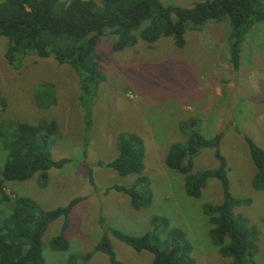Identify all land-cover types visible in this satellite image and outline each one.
I'll return each mask as SVG.
<instances>
[{"label":"rangeland","instance_id":"374dc122","mask_svg":"<svg viewBox=\"0 0 264 264\" xmlns=\"http://www.w3.org/2000/svg\"><path fill=\"white\" fill-rule=\"evenodd\" d=\"M161 1L165 6L191 7L205 0ZM228 34V22L208 23L201 31L186 32L181 49L171 39H161L152 45L139 41L117 53L112 51L114 38H102L96 52L106 80L93 102L87 141L76 71L58 65L52 58L35 57L26 58L20 69L13 70L4 57L6 39L0 37V91L6 101L0 110V123L56 121L59 135L52 159L70 161L61 170L48 171L45 187L37 184L35 176L23 182L5 181L4 190L11 199L30 198L45 210L63 207L72 199L81 200L69 216L66 251L50 247L62 219L51 223L44 233L45 264H66L71 255L91 252L105 227L130 236L145 235L155 215L167 218L172 227L185 232L196 264H228L211 245L207 218L201 212L204 203L222 201L219 182L209 180L201 197L192 199L184 193V175L164 165L168 147L186 140L179 124L191 118L198 121L205 138L222 134L220 152L227 161L230 192L236 199H251L249 206L236 208L235 212L258 229L256 264H264V191L251 188L254 168L244 140L247 137L264 150V21L246 35L237 70L229 62ZM47 85L53 88L55 101L48 108H40L36 99ZM120 132L136 133L144 142L143 175L149 179L152 193L148 208L134 210L126 195L105 193L108 187H129L135 180L96 166L97 161L108 162L116 156L115 137ZM217 166L213 151L202 149L194 160L193 171ZM109 239L123 264H151L149 253H135L114 238ZM88 264H108L107 257L95 253Z\"/></svg>","mask_w":264,"mask_h":264},{"label":"trees","instance_id":"16d2710c","mask_svg":"<svg viewBox=\"0 0 264 264\" xmlns=\"http://www.w3.org/2000/svg\"><path fill=\"white\" fill-rule=\"evenodd\" d=\"M264 21V0H205L191 7L165 6L161 0H2L0 2V37L6 39L4 57L13 70L21 68L28 57L52 58L58 65L72 67L79 76L83 109V136L87 141L92 124L93 102L106 76L101 69L96 48L101 39L113 37V52L134 47L139 41L152 45L171 39L175 47L185 45L188 31H201L208 23L229 24V62L233 70L240 66L241 47L252 28ZM36 99L40 108L55 101L54 90L47 85ZM6 101L0 91V110ZM185 136L183 143H172L164 165L184 175V193L199 199L209 180H216L222 191L219 204L204 203L201 212L207 218L208 239L228 264H256L260 233L249 219L235 212L251 204V199H236L230 192L227 161L220 152L222 134L205 138L194 118L179 124ZM59 127L56 121L41 119L35 123H0V264H45L42 238L51 223L62 219L58 234L52 238L53 251H66L65 233L72 209L81 201L72 199L63 207L43 209L26 197L11 199L4 182H23L37 176V184L45 187L48 171L61 170L70 161L53 160ZM250 162L254 168L251 188L264 191V150L244 137ZM116 156L96 166L113 171L118 177H135L129 187L113 185L105 193L115 191L129 198L132 209L148 208L152 203L149 179L143 175L145 147L133 132H120L115 137ZM210 149L218 163L213 169L193 171L200 150ZM94 186L93 179H89ZM100 225H104L99 218ZM150 231L130 236L105 227L104 234L91 252L68 257L66 264H88L95 253L107 257L108 264H123L117 259L109 237L135 253L147 252L151 264H196L193 246L185 232L172 227L167 218L152 216Z\"/></svg>","mask_w":264,"mask_h":264}]
</instances>
